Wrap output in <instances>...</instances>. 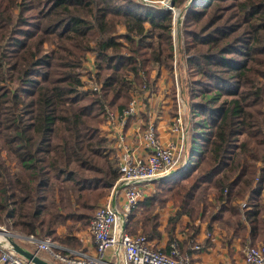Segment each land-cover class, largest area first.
<instances>
[{
    "label": "trees",
    "instance_id": "1",
    "mask_svg": "<svg viewBox=\"0 0 264 264\" xmlns=\"http://www.w3.org/2000/svg\"><path fill=\"white\" fill-rule=\"evenodd\" d=\"M172 2L184 16L177 47L173 15L162 7L0 0V225L76 244L59 230L87 229L121 176L101 134L105 106L124 111L143 73L153 64L173 70L176 61L187 104L186 154L197 156L185 172L154 182L155 193L133 210L124 231L159 239L158 212L171 204L170 242L188 217L185 246L199 232L198 220L209 230L218 223L229 241L264 244V0ZM90 54L99 92L82 89ZM173 99L177 111L175 88Z\"/></svg>",
    "mask_w": 264,
    "mask_h": 264
},
{
    "label": "built area",
    "instance_id": "2",
    "mask_svg": "<svg viewBox=\"0 0 264 264\" xmlns=\"http://www.w3.org/2000/svg\"><path fill=\"white\" fill-rule=\"evenodd\" d=\"M159 3L162 8L175 12L172 0H162ZM178 24L179 22L176 25ZM141 77L144 79L142 86L146 89L148 79L144 73ZM87 87V85L84 86V88ZM90 89L99 92L100 85L93 81ZM178 102L179 117L176 118L178 125L175 130L183 135L186 134L183 128L185 113H183L182 99L179 95ZM138 116L136 98L122 112L114 111L108 106L105 107L102 134L117 153V165L121 176L113 188V196H109L106 201L99 204L90 222L89 228L95 243V254L71 250L60 246L51 238L39 239L31 235L27 238L34 244L35 251L49 254L59 264H112L111 260L118 258L123 264H200L193 262L189 253L182 252L177 239L171 242L167 252H163L153 249L144 235H131L122 230V226L128 222L139 203L153 194L155 189L153 190L151 185L154 182L170 179L186 171V168L190 166V158L186 154L187 143L181 141V144L171 142L164 145L165 143L157 135L156 123L153 121H150L145 129L138 128L136 137L139 144L137 148L131 146L128 143L125 129L128 121ZM146 149H149V152L146 153ZM140 150L143 154L139 153ZM182 156L184 161L178 167ZM118 187H121L119 192H122L120 195L122 199L120 203L115 204L113 198H115L114 193ZM242 204L243 207L246 206V202ZM195 249H200V247L195 246ZM243 255L242 264H264V245H246ZM0 264L33 263L6 245L1 250ZM114 264L117 262L114 261ZM221 264L238 263L226 260Z\"/></svg>",
    "mask_w": 264,
    "mask_h": 264
},
{
    "label": "crops",
    "instance_id": "3",
    "mask_svg": "<svg viewBox=\"0 0 264 264\" xmlns=\"http://www.w3.org/2000/svg\"><path fill=\"white\" fill-rule=\"evenodd\" d=\"M164 72L160 71L157 73L151 72L150 76L154 81V85L156 87H160L162 89H165L166 87V81L167 78L164 79V76H162ZM173 86V85H172ZM165 91V90H162ZM154 94V93H153ZM152 99H148L147 103H149L151 106V109L154 105V107L157 109V111L163 110L164 105L163 104H168L167 100L162 98L160 88L159 92L155 93ZM145 102H143V105ZM169 109V104L166 109L168 111ZM165 115V113H164ZM159 118H155V123L159 125V130L161 132V139L163 142H167V136H166V129L163 125V122L161 119H165L166 116L159 115ZM147 118L148 117L144 111L140 112V115L136 118H132L128 121L125 133L128 135V143L137 148V145L139 144L137 137H136V132L138 128H144L145 124L147 123ZM140 154H143V151H139ZM152 189H155V184L153 183L151 185ZM119 190L118 189L114 193L113 198V203L117 204L120 203L122 196L119 195ZM113 191L109 196H113ZM118 193V194H117ZM155 193V190L153 194ZM152 194V195H153ZM151 195V196H152ZM108 196V197H109ZM150 197V196H149ZM262 198H263V203H264V189L262 191ZM249 198H246L243 201H240L241 203L246 202ZM175 214V209L172 207L171 204H168V206L158 212L159 215V221H160V226L158 228L159 232L161 233V237L159 239H154V240H149V243L153 249L160 250L163 252H167L169 249V246L171 244L170 242V237L169 234L166 232V227L168 225L169 219ZM140 217V213H137L135 216L134 220L138 219ZM128 223V222H127ZM126 223V224H127ZM245 225L249 229H251L250 223L244 219ZM122 226V230H126L127 225ZM188 224L189 218L184 217L182 220L177 224L175 232H174V239L179 240L180 247L186 251V253H189L191 256V259L193 262L200 263V264H221L226 260H232L235 261L238 264L243 263V245L240 240V238L236 237L233 238L232 241H229V237H231L225 229L220 227L218 223H214L211 227V229H208V221H200L198 220L196 222V225L199 226V232L194 236V239H191L187 246H185L186 242L188 241ZM130 227V225H128ZM60 236L67 240L70 239L72 243H76L74 245H68L67 243H64L68 249L71 250H77V251H84L88 254H95V243L92 235L90 234L89 231L85 230H79L73 233V235H67L65 229H60L59 230ZM141 234V232L139 233ZM68 237H73V238H68ZM75 239V240H73ZM263 244V243H259ZM185 246V247H184ZM195 246H199L200 249H195ZM46 254V253H45Z\"/></svg>",
    "mask_w": 264,
    "mask_h": 264
},
{
    "label": "rangeland",
    "instance_id": "4",
    "mask_svg": "<svg viewBox=\"0 0 264 264\" xmlns=\"http://www.w3.org/2000/svg\"><path fill=\"white\" fill-rule=\"evenodd\" d=\"M135 1L136 2H139V3H143L145 5L153 6V7H162L161 3H159V1L161 2L162 0H135ZM150 3H153V4H150ZM174 8H175V12H171L172 15H173L172 36H173V39H174V45H175V47H177L178 46V43H179V41L177 42V37L179 36V39H181V29H182V23H183L184 16L181 14V12H180L179 9H177L175 6H174ZM178 22H179V24L176 25ZM174 25H176V26H174ZM121 32L124 33L125 31L124 30H121ZM176 56H177V52H176ZM93 57H94V55L93 54H90L89 59L84 64V69H83V73H84L83 84L87 85L88 87L87 88H82L83 90H91L90 89L91 83L94 80H98L97 79V76H96L97 75V69H96V66L94 64V58ZM153 65L154 66H153L151 72H154V73L157 72L158 73L160 71V74H161V71L164 72V74H162V76H164V79L167 78V81H166V84L167 85H166L165 89H162L161 86L160 87H156L154 85L153 79L150 76V74H151V72H150L149 74L144 73L146 75L147 79H148V80H146V82H147V88L146 89L143 88L142 83H143L144 79L141 78L140 79L141 86H138V87H136L133 90L132 100L134 98H136V100H138V111H139V115H140V112L141 111H144V113L148 117H151L149 119L147 118V123L145 124L144 128H142V129H145V127L148 125V123L150 121H153L155 123V121H156L155 118L156 119L159 118L160 117L159 115L166 116L165 119H161L163 122H165V123H163V125H164V127L166 129L165 132H166V136H167V140H168L167 142H164L165 143L164 145H167V144H169L171 142L181 144V141H183V143H188V139H189V132H188V129H187L188 128V123L187 122H184L185 119H186V114H187V104H186V100H184L181 97V95H180V88H179V83H178V72L176 70V61L174 63L173 70L167 69L166 67H162L161 68V67H159L156 64H153ZM131 78L132 77L129 78V81H131ZM159 88H160V92H161L162 98L165 99V100H167V103L169 104L168 111H166V109L168 107V104H163L164 105L163 107H164L165 111H163V110L157 111V109L154 107V105H153V107L151 109V107H150L151 105L149 103H147L148 99H152L153 98L152 96L155 93L159 92ZM174 88L176 90L177 111H173V107H174L173 89ZM162 90H165V91H162ZM178 95L182 99V106H183V111H184L183 113H185L184 116H183V128H184L186 134H183V135L179 131H176L175 130L176 126L178 125L176 123V118L179 117L178 116V112H179L178 111V109H179ZM143 102H145L144 103L145 106L143 105ZM173 112H174V114H173ZM164 113H165V115H164ZM175 113H177V114H175ZM104 117H105V115H104ZM102 128L103 127L101 126V134H102ZM156 129H157V135L161 139V135H160L161 132L159 130V125L158 124H156ZM102 136H103V134H102ZM109 146L111 147L110 142H109ZM114 152H115V157L117 159V153H116L115 150H114ZM147 152H149V149H146V153ZM1 155L2 156H6L5 153H2ZM194 156H197V155L195 153H192L190 155V158L191 159L189 161H190L191 164H193V162H195V157ZM183 161H184V157L182 156L181 159H180V162L178 163V167H180L182 165L181 163ZM10 166H13V164H10ZM186 169L188 170L189 167H187ZM121 193L122 192H120L119 195H121ZM107 198L108 197L103 198V200L100 203L106 201ZM236 204H238V202ZM239 205H240V208L241 209H244L243 204L241 202H239ZM98 206L99 205H97V207ZM89 227H90V225L87 227V229H85V231H89L90 232V228ZM0 228L1 229H6L8 232H10L11 234H13L15 236V240L20 245H22L23 247H25L27 249H30L31 251H35L34 244L27 238V237H31V236H25L23 234L16 233L13 230L7 229L6 226L0 225ZM61 229H63V228H61ZM56 242L60 246H63V247L65 246L64 243H60L58 241H56ZM6 245H9V244L7 243V241L2 236H0V255H1V250H3L4 247H6ZM258 245H264V244H258ZM258 245H256V246H258ZM245 246H243L242 249H244ZM39 254L44 259H46L45 256H47L48 258H51V256L49 254H47V253L46 254L45 253H39ZM111 261H112V264H114V261L117 262V264H123L121 262V259L120 258H118V259H112Z\"/></svg>",
    "mask_w": 264,
    "mask_h": 264
},
{
    "label": "water",
    "instance_id": "5",
    "mask_svg": "<svg viewBox=\"0 0 264 264\" xmlns=\"http://www.w3.org/2000/svg\"><path fill=\"white\" fill-rule=\"evenodd\" d=\"M118 189H121V187H118L117 190ZM0 236H2L7 241V243L9 244L8 246H10L15 253L26 258L33 264H55L42 258L37 251H31L30 249H27L20 245L15 240V236L8 232L6 229L0 228Z\"/></svg>",
    "mask_w": 264,
    "mask_h": 264
},
{
    "label": "bare ground",
    "instance_id": "6",
    "mask_svg": "<svg viewBox=\"0 0 264 264\" xmlns=\"http://www.w3.org/2000/svg\"><path fill=\"white\" fill-rule=\"evenodd\" d=\"M191 159V158H190ZM171 179V178H170ZM167 180H169V179H167Z\"/></svg>",
    "mask_w": 264,
    "mask_h": 264
}]
</instances>
